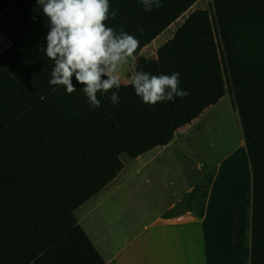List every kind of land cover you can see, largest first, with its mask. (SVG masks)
<instances>
[{
  "label": "clouds",
  "instance_id": "9594fccd",
  "mask_svg": "<svg viewBox=\"0 0 264 264\" xmlns=\"http://www.w3.org/2000/svg\"><path fill=\"white\" fill-rule=\"evenodd\" d=\"M145 11L162 7L161 0H140ZM43 14L50 21L46 36L47 46L42 51L54 61L50 85H62L67 93L76 91L73 77L81 85L89 105L101 106L98 93L107 95L110 90H119L123 80L121 69L128 61L136 59L139 40L126 33L123 28L116 32L105 22L109 15L115 18L118 10L109 12V0H37ZM141 33L143 29H138ZM180 74L150 75L137 71L131 77L135 93L146 104L174 102L189 93L179 87ZM111 102H120L113 92Z\"/></svg>",
  "mask_w": 264,
  "mask_h": 264
}]
</instances>
